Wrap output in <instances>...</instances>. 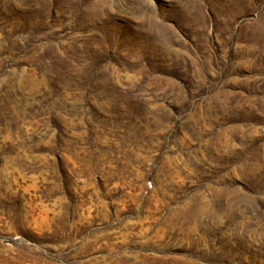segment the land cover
Segmentation results:
<instances>
[{
    "label": "rangeland",
    "instance_id": "obj_1",
    "mask_svg": "<svg viewBox=\"0 0 264 264\" xmlns=\"http://www.w3.org/2000/svg\"><path fill=\"white\" fill-rule=\"evenodd\" d=\"M0 264H264V0H0Z\"/></svg>",
    "mask_w": 264,
    "mask_h": 264
}]
</instances>
